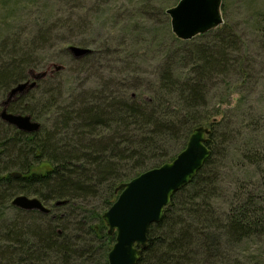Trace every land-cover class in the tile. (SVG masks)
Segmentation results:
<instances>
[{"label": "trees", "instance_id": "obj_1", "mask_svg": "<svg viewBox=\"0 0 264 264\" xmlns=\"http://www.w3.org/2000/svg\"><path fill=\"white\" fill-rule=\"evenodd\" d=\"M260 8L250 18L264 34V2ZM221 9L228 17L227 0ZM228 21L191 41L170 35L177 44L155 80L133 71L71 96L57 88L38 97L40 80L9 105L41 128L28 134L0 120V264H109L116 237L103 214L117 188L174 160L199 126L209 130L211 156L150 226L138 264H264V124L247 102L261 79ZM51 34L44 27L34 40L0 39V111ZM235 76L241 83L233 85ZM19 195L39 198L51 213L13 207Z\"/></svg>", "mask_w": 264, "mask_h": 264}, {"label": "rangeland", "instance_id": "obj_2", "mask_svg": "<svg viewBox=\"0 0 264 264\" xmlns=\"http://www.w3.org/2000/svg\"><path fill=\"white\" fill-rule=\"evenodd\" d=\"M179 1L0 0V39L8 34L15 35L21 42L27 37L34 40L42 28H52L50 41L31 58V69L25 71L29 79L32 71L48 72L41 80L38 97L42 92L57 88L71 96L79 91L78 88L101 84L110 76L120 78L133 71L155 80L165 62L164 52L177 44L170 38L173 35L171 19L166 10ZM227 1L228 17L224 16V20L229 19L242 36L248 67L254 72L252 75L261 79L258 92L249 96L247 102L254 108L252 111L259 107L260 114L255 117L261 116L264 124V34L256 31L250 18L261 10L260 3L263 5L264 0ZM81 42L90 45L85 48L93 51L96 48L98 53L84 62L79 60L90 55L75 59L67 48L71 45L82 47ZM54 64L63 65L64 70L53 74ZM232 82L233 85L241 83L237 76ZM237 100L234 97L233 103ZM101 205L100 199L91 203V206ZM67 211L61 208L57 212Z\"/></svg>", "mask_w": 264, "mask_h": 264}, {"label": "water", "instance_id": "obj_3", "mask_svg": "<svg viewBox=\"0 0 264 264\" xmlns=\"http://www.w3.org/2000/svg\"><path fill=\"white\" fill-rule=\"evenodd\" d=\"M223 0H180L166 13L171 19V31L180 40L191 41L200 35L216 30L224 24ZM67 50L75 59L94 53L91 48L71 45ZM54 71L64 69L53 65ZM51 72V73H52ZM48 75L44 72H30V79L14 86L1 103L0 120L21 132L36 133L41 128L39 121L30 115L8 111L9 105L24 96ZM208 128L199 126L190 136L186 147L171 162L149 169L117 188V200L103 214V220L116 242L108 254L109 264H138L148 248V231L151 225L162 221L165 208L170 205L175 193L188 186L211 156L206 145ZM14 177L21 174L13 173ZM58 201L55 206L65 205ZM12 206L24 211H38L48 215V208L39 198L19 195L12 200Z\"/></svg>", "mask_w": 264, "mask_h": 264}]
</instances>
